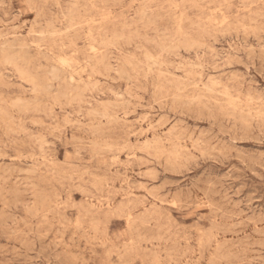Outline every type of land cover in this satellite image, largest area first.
<instances>
[{
    "label": "rangeland",
    "instance_id": "1",
    "mask_svg": "<svg viewBox=\"0 0 264 264\" xmlns=\"http://www.w3.org/2000/svg\"><path fill=\"white\" fill-rule=\"evenodd\" d=\"M204 1L0 0V264H264V0Z\"/></svg>",
    "mask_w": 264,
    "mask_h": 264
},
{
    "label": "bare ground",
    "instance_id": "2",
    "mask_svg": "<svg viewBox=\"0 0 264 264\" xmlns=\"http://www.w3.org/2000/svg\"><path fill=\"white\" fill-rule=\"evenodd\" d=\"M204 1V0H203ZM205 2V1H204ZM239 2V1H238ZM75 3H76V0H75ZM78 3V2H77ZM176 3V2H175ZM33 10V9H32ZM77 10V9H76ZM72 12V11H71ZM115 14V13H114ZM145 14V13H144ZM135 16V15H134ZM113 17V16H112ZM145 17H146V15H145ZM145 17H143V18H145ZM62 18V17H61ZM63 19V18H62ZM63 20H65V19H63ZM245 20V19H244ZM66 21V20H65ZM64 21V22H65ZM68 21V20H67ZM223 22H224V20H223ZM70 24V23H69ZM225 24V23H224ZM148 25H150V24H148ZM208 25V24H207ZM238 25V24H237ZM51 26V25H50ZM196 27V26H195ZM222 27V26H221ZM50 28V27H49ZM61 28V27H60ZM181 28V27H180ZM8 29V28H7ZM42 29V28H41ZM70 29H71V26H70ZM197 29V28H196ZM251 31V30H250ZM76 32V31H75ZM205 32V31H204ZM243 32H245V30L243 31ZM242 32V33H243ZM68 34H69V32H68ZM57 34H55V36H56ZM63 35V34H62ZM65 35V34H64ZM67 35V34H66ZM238 35V34H237ZM2 37V36H1ZM21 38V37H20ZM42 38V37H41ZM51 38V37H50ZM185 38V37H184ZM43 39H45L44 38V34H43ZM15 40V39H14ZM91 40V39H90ZM40 41V40H39ZM123 41H124V39H123ZM186 43V42H185ZM215 43V42H214ZM72 44V43H71ZM95 44V43H94ZM105 44V43H104ZM68 45H70V44H68ZM1 46V45H0ZM32 46V45H31ZM102 46V45H101ZM12 47V46H11ZM33 48V47H32ZM36 48V47H35ZM205 48V47H204ZM3 50L5 49V48H2ZM22 50V49H21ZM201 50V49H200ZM207 51V50H206ZM167 53V52H166ZM174 53V52H173ZM2 55H3V53H2ZM28 55V54H27ZM5 56V55H4ZM251 56V55H250ZM16 58V57H15ZM198 60V59H197ZM43 61V60H42ZM153 61V60H152ZM189 62H191V61H189ZM20 63V62H19ZM101 65V64H100ZM127 65V64H126ZM192 67V66H191ZM130 69V68H129ZM156 69V68H155ZM64 72H66V71H64ZM63 72V73H64ZM149 73V72H148ZM78 74V73H77ZM70 75V74H69ZM60 77H61V75H60ZM123 77V76H122ZM125 77V76H124ZM8 78V77H7ZM70 78V77H69ZM201 78V77H200ZM12 79V78H11ZM29 79V78H28ZM9 80V79H8ZM58 80V79H57ZM74 80V79H73ZM72 81V80H71ZM49 82V81H48ZM60 83V82H59ZM211 83V82H210ZM216 86H218V85H216ZM215 86V87H216ZM212 87V86H211ZM87 88V87H86ZM200 88V87H199ZM34 89V88H33ZM50 89V88H49ZM211 89V88H210ZM57 90V89H56ZM94 90H96V89H94ZM51 91V90H50ZM54 92V91H53ZM257 92V91H256ZM50 97V96H49ZM71 97V96H70ZM2 98V97H1ZM47 98V97H46ZM118 98V97H117ZM121 98V97H120ZM123 98V97H122ZM174 99V98H173ZM255 99V98H254ZM1 100V99H0ZM15 100V99H14ZM175 100V99H174ZM201 100V99H200ZM176 101V100H175ZM193 101V100H192ZM196 101H197V99H196ZM252 101V100H251ZM155 102V101H154ZM188 102V101H187ZM186 102V103H187ZM7 103V102H6ZM11 103V102H10ZM210 103V102H209ZM16 104V103H15ZM18 104V103H17ZM195 104V103H194ZM194 104L192 105V106H194ZM19 105V104H18ZM186 105H188V104H186ZM191 106V105H190ZM189 106V107H190ZM187 108V107H186ZM13 110V109H12ZM160 110V109H159ZM224 111V110H223ZM241 111H243V110H241ZM252 110H250V112H251ZM0 112H1V110H0ZM200 112V111H199ZM210 112V111H209ZM259 112V111H258ZM3 113V112H2ZM94 114V113H93ZM213 114V113H212ZM211 114V115H212ZM247 114V113H246ZM3 115V114H2ZM103 115V114H102ZM248 115V114H247ZM259 115H260V113H259ZM6 116V115H5ZM4 116V117H5ZM250 116H251V114H250ZM10 117V116H9ZM162 117V116H161ZM233 117V116H232ZM236 117V116H235ZM105 118V117H104ZM197 118V117H196ZM211 118H212V116H211ZM247 118V117H246ZM2 119H4V118H2ZM14 119V118H13ZM146 119V118H145ZM213 119V118H212ZM235 119V118H234ZM242 120V122H244L245 120H244V118L243 119H241ZM244 120V121H243ZM248 120V119H247ZM252 120V119H251ZM5 121V120H4ZM159 121V120H158ZM253 121V120H252ZM10 122V121H9ZM160 122V121H159ZM238 122H240V121H238ZM3 123V122H2ZM174 123V122H173ZM246 123V122H245ZM10 124V123H9ZM158 124V123H157ZM169 124V123H168ZM243 124V123H242ZM249 124V123H248ZM7 125V124H6ZM6 125H5V128H7L6 127ZM12 125V124H11ZM177 125V124H176ZM180 125V124H179ZM247 125V124H246ZM245 124H244V126H246ZM3 126V125H2ZM12 126H14V125H12ZM1 127V126H0ZM19 127V126H18ZM53 127V126H52ZM236 127V126H235ZM240 127H243L242 125H240ZM247 127H249V126H247ZM246 127V128H247ZM148 129V128H147ZM172 129V128H171ZM236 129H237V127H236ZM248 129V128H247ZM250 129V128H249ZM7 130V129H6ZM21 130V129H20ZM17 131V130H16ZM15 131V132H16ZM12 132V131H11ZM6 133V132H5ZM14 134V133H13ZM171 135H172V133H171ZM208 135H210V134H208ZM71 136V135H70ZM200 136V135H199ZM45 138V137H44ZM44 138H43V140H44ZM166 138V137H165ZM157 140V139H156ZM192 140V139H191ZM213 139H211L210 141H212ZM146 141V140H145ZM155 142V141H154ZM158 142V141H157ZM191 142V141H190ZM15 143V142H14ZM43 143V142H42ZM161 143H163V142H161ZM168 143V142H167ZM148 144V143H147ZM146 144V142H145V147L144 148H146L148 145ZM196 144V143H195ZM94 145H96V144H94ZM108 145V144H107ZM147 145V146H146ZM154 145V144H153ZM193 145V144H192ZM104 146V145H103ZM111 146V145H110ZM150 146V145H149ZM182 146V145H181ZM97 147V146H96ZM223 147V146H222ZM98 148V147H97ZM106 148H107V146H106ZM110 148V147H109ZM43 149V148H42ZM178 149V148H177ZM182 149V148H181ZM184 149H186V148H184ZM189 149V148H188ZM192 149V148H191ZM150 150V149H149ZM148 149H147V151H149ZM153 150V149H152ZM187 150V149H186ZM190 150V149H189ZM211 150H213V149H211ZM44 151V150H43ZM167 151V150H166ZM221 151V150H220ZM220 151H219V153H220ZM226 151H227V148H226ZM225 151V152H226ZM228 151H230L231 152V150H229L228 149ZM44 153V152H43ZM162 153V152H161ZM165 153V152H164ZM201 153H203V152H201ZM78 154V153H77ZM171 154V153H170ZM179 154V153H178ZM209 154V153H208ZM157 155V154H156ZM162 155V154H161ZM163 155H165V154H163ZM98 156V155H97ZM176 156V155H175ZM202 156H204L203 154H202ZM209 156V155H208ZM177 157V156H176ZM128 158V157H127ZM130 158V157H129ZM172 158H174V157H172ZM184 158V157H183ZM157 159V158H156ZM11 160V159H10ZM42 160H44V159H42ZM114 160H116V159H114ZM118 160V159H117ZM170 160V162H172V160L169 158L168 159V161ZM112 161V160H111ZM161 160H159V162H160ZM158 162V161H157ZM176 162V161H175ZM186 162V161H185ZM166 164H167V162H166ZM167 165H170L169 164V162H168V164ZM172 167H174L175 165H171ZM171 166H170V168H171ZM177 166V165H176ZM167 167H169V166H167ZM107 168V167H106ZM3 171V170H2ZM34 171V170H33ZM116 172V171H115ZM26 173V172H25ZM30 173V172H29ZM27 174V173H26ZM88 174V173H87ZM32 175V174H31ZM140 175V174H139ZM138 175V176H139ZM28 176V175H27ZM35 176V175H34ZM141 177V176H140ZM40 178V177H39ZM144 178V177H143ZM1 180V179H0ZM7 181V180H6ZM100 181V180H99ZM6 183V182H5ZM4 183V184H5ZM16 183V182H15ZM214 185V184H213ZM1 186V185H0ZM129 186V185H128ZM7 187H9V186H7ZM209 187V186H208ZM211 187V186H210ZM218 188V187H217ZM35 189V188H34ZM37 189V188H36ZM210 189V188H209ZM208 189V190H209ZM3 190L4 189H2V193H3ZM151 190V189H150ZM15 191V190H14ZM210 191V190H209ZM212 192H213V190H211ZM206 192V191H205ZM2 193H1V195H2ZM6 193V192H5ZM8 193V192H7ZM17 193V196H18V194H20V193H18V192H15V194ZM211 193V192H210ZM212 194H214V193H212ZM215 196L217 195V194H214ZM225 195V194H224ZM10 196V195H9ZM205 196H206V194H205ZM209 196V195H208ZM215 196H213V197H215ZM219 196V195H218ZM2 197V196H1ZM149 197V196H148ZM5 198V197H4ZM16 198V197H15ZM14 198V199H15ZM1 199V198H0ZM3 199V198H2ZM207 199V198H206ZM40 200V199H39ZM13 202H15V201H13ZM181 202V201H180ZM6 203V202H5ZM16 203H20V202H17L16 201ZM121 203V202H120ZM39 204V203H38ZM4 205V204H3ZM34 205V204H33ZM175 205V204H174ZM181 205V204H180ZM121 206V205H120ZM39 207V206H38ZM176 207V206H175ZM34 208V207H33ZM39 209V208H38ZM36 210V209H35ZM30 210H28L27 212V215H29V212ZM32 213V212H31ZM39 213V212H38ZM42 214V213H41ZM87 214H88V212H87ZM34 215V214H33ZM34 217V216H33ZM2 219V218H1ZM15 219V218H14ZM255 219V218H254ZM12 220V219H11ZM237 220V219H236ZM143 221V220H142ZM141 222V221H140ZM24 223H26L25 221H24ZM79 223V222H78ZM255 223V222H254ZM94 224V223H93ZM134 224V223H133ZM239 224V223H238ZM259 224V223H258ZM30 225V224H29ZM95 225H97L96 223H95ZM146 225V224H145ZM77 226V225H76ZM79 226V225H78ZM241 226V225H240ZM239 227V226H238ZM235 228V227H234ZM233 228V229H234ZM64 230V229H63ZM2 231V230H1ZM36 231V230H35ZM211 231V230H210ZM3 232V231H2ZM16 232V231H15ZM14 232V233H15ZM136 233H138L137 231H136ZM202 233V232H201ZM253 233V232H252ZM30 234V233H29ZM49 234V233H48ZM259 234V233H258ZM47 235V234H46ZM58 235H59V233H58ZM200 235V234H199ZM61 236V235H60ZM43 237V236H42ZM58 237V236H57ZM158 237H160V236H158ZM63 238V237H62ZM6 239V238H5ZM41 239V238H40ZM141 239V238H140ZM145 239V238H144ZM143 239V240H144ZM158 239H160V238H158ZM214 239V238H213ZM213 239H212V241H213ZM152 240V239H151ZM217 240V239H216ZM249 240V239H248ZM38 241V240H37ZM160 241V240H159ZM170 241V240H169ZM200 241H201V239H200ZM64 242V241H63ZM132 242V241H131ZM156 242V241H155ZM157 242H158V240H157ZM160 242H162V241H160ZM159 242V243H160ZM192 242V241H191ZM204 242V241H203ZM60 243V242H59ZM210 243V242H209ZM201 245V244H200ZM209 245H211V244H209ZM1 246V245H0ZM34 246H36V244L34 245ZM40 246H42L41 244H40ZM48 246V245H47ZM216 246H217V244H216ZM257 246V245H256ZM39 247V246H38ZM50 247V246H49ZM48 247V248H49ZM64 247V246H63ZM132 247V246H131ZM40 248V247H39ZM46 248V247H45ZM38 249V248H37ZM41 249V248H40ZM58 249V248H57ZM44 250V249H43ZM48 250V249H47ZM134 250V249H133ZM132 250V251H133ZM136 250V249H135ZM219 251H220V249H218ZM51 252V251H50ZM17 253V252H16ZM63 253H66V252H63ZM48 254V253H47ZM154 254V253H153ZM54 255V254H53ZM154 256H156V255H154ZM153 256V257H154ZM23 257V256H22ZM65 257V256H64ZM201 257V256H200ZM62 257H60V259H61ZM70 258V257H69ZM74 258V257H73ZM156 258V257H155ZM215 258V257H214ZM235 258V257H234ZM27 259V258H26ZM57 259V258H56ZM158 259V258H157ZM233 259V258H232ZM58 260H59V258H58ZM58 260H56V261H58ZM68 260V259H67ZM231 260V259H230ZM253 260H256V259H252V261ZM78 261V260H77ZM65 262H66V260H65ZM68 262V261H67ZM70 262V261H69ZM68 262V263H69ZM64 263V262H63ZM78 263V262H77ZM59 264H62V263H59ZM127 264V263H126Z\"/></svg>",
    "mask_w": 264,
    "mask_h": 264
}]
</instances>
